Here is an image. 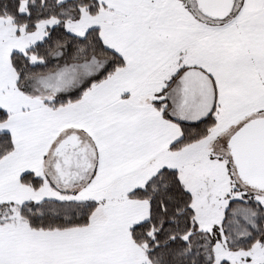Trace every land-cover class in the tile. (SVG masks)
Returning <instances> with one entry per match:
<instances>
[{
    "label": "snow or ice",
    "instance_id": "obj_1",
    "mask_svg": "<svg viewBox=\"0 0 264 264\" xmlns=\"http://www.w3.org/2000/svg\"><path fill=\"white\" fill-rule=\"evenodd\" d=\"M0 264H264V0H0Z\"/></svg>",
    "mask_w": 264,
    "mask_h": 264
}]
</instances>
